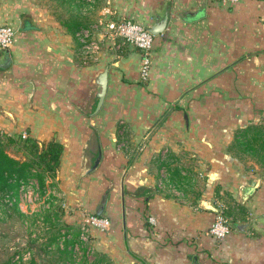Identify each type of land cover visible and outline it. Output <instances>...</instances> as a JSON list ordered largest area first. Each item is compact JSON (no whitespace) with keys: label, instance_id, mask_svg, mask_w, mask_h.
<instances>
[{"label":"crops","instance_id":"1","mask_svg":"<svg viewBox=\"0 0 264 264\" xmlns=\"http://www.w3.org/2000/svg\"><path fill=\"white\" fill-rule=\"evenodd\" d=\"M164 16L142 80L139 49L106 37L105 23ZM5 23L15 28L0 68L7 151L27 159L26 138L62 143L46 189L74 231L88 214L109 219L88 227L96 263L264 264V166L231 147L238 129L264 126V86L243 97L242 81L263 72L233 70L251 47L264 58V0H0ZM90 24L99 48L84 60L75 33ZM175 166L178 184L160 187ZM222 205L231 229L220 240L207 230Z\"/></svg>","mask_w":264,"mask_h":264},{"label":"rangeland","instance_id":"2","mask_svg":"<svg viewBox=\"0 0 264 264\" xmlns=\"http://www.w3.org/2000/svg\"><path fill=\"white\" fill-rule=\"evenodd\" d=\"M5 49L0 47V50ZM259 52H261L259 46L256 48L251 47L250 51L244 52L243 57L241 56L243 54L235 56L241 60L238 61L237 59L233 67L237 74L239 68L252 73L255 71L257 73L258 71L263 72L261 75L258 73L255 77L242 78L244 83L243 97L248 96L247 90L250 92V97H252L257 92L259 85L264 86V58H259ZM241 64L245 66L241 67ZM230 96L231 94H229V102L231 100ZM8 146L10 145L7 144L6 149ZM232 148L242 151L243 156L250 155L254 159L255 152L253 150H242L243 148H237V146ZM8 150L13 149L9 148ZM29 180L33 182L34 186L38 183L35 177H31ZM43 198L44 195H40V198L33 202L19 197L15 204L14 201L8 202L6 195L0 193V264H7L13 254L26 250H28V257L30 256V258L24 260L25 264H58L68 258V248L64 243H60L61 237L59 235H61L62 229L59 230V228H66V224L59 217L62 205L59 196L56 198L53 194L48 196L53 201L50 207L42 205ZM222 210L229 216V208L226 209L223 206ZM81 260L83 261L79 262L80 264H92L85 258Z\"/></svg>","mask_w":264,"mask_h":264},{"label":"built area","instance_id":"3","mask_svg":"<svg viewBox=\"0 0 264 264\" xmlns=\"http://www.w3.org/2000/svg\"><path fill=\"white\" fill-rule=\"evenodd\" d=\"M223 2L234 3L238 0H220ZM97 29V24H90L86 27L79 28L75 35L81 43V55L84 60H87L88 56L99 48L98 42L93 39V32ZM104 32L106 37L112 39L113 41L118 40L120 43H129L139 49L140 66H139V77L142 80L149 78V74L152 66L151 59V48L153 44V39L155 34H153L149 27L142 21L137 20L133 17H119L108 19L105 23ZM103 32V33H104ZM15 38V28L10 23H5L0 25V47L2 49L8 48L14 41ZM25 136V134H23ZM120 145L125 146L127 144L126 139L121 138ZM166 173L162 171L158 185L164 187L165 184L171 187L172 185L168 182L165 175ZM32 187V188H31ZM172 188V187H171ZM173 189V188H172ZM52 190L46 189L44 193L41 194L40 187L38 183L33 185L31 180L22 183L19 190L20 199L26 201H37L40 195H44L42 205L50 207L51 200L48 198L52 193ZM7 201L12 202L9 195H6ZM47 199V200H46ZM84 222L74 231L73 228H62L61 230V244L65 242L66 239H73V242L68 245V249L71 252V258L68 260H63L58 264H80L83 261L82 258L87 259L92 264L96 263L97 260L94 255L93 246L89 244V232L88 227L94 226L100 229L106 228L109 225V219L102 215H97L95 213L88 214L84 217ZM149 219L153 222L154 218L152 216ZM231 225L229 222V217L220 209L213 221L208 227V233L215 237L216 239H223L230 231ZM76 232L77 234L75 235ZM64 245V244H63ZM28 250L20 251L11 257V264H25L24 260L30 258L28 257ZM82 256V258H81ZM102 264V263H101ZM105 264H111L110 262Z\"/></svg>","mask_w":264,"mask_h":264},{"label":"trees","instance_id":"4","mask_svg":"<svg viewBox=\"0 0 264 264\" xmlns=\"http://www.w3.org/2000/svg\"><path fill=\"white\" fill-rule=\"evenodd\" d=\"M13 141L15 138L0 130V193L8 194L16 204L21 184L27 182L31 177L37 179L40 190L44 193L46 176L55 174L63 145L57 140H50L40 146L35 140L26 138L23 140V146L34 153L30 158L20 159L11 155L6 149L7 144ZM233 146L243 148L242 150H253L257 160L264 166V126L248 125L238 129L231 147ZM173 169V173L172 171L169 173L168 181L178 184L174 177L179 176V167L175 166ZM66 228L71 227L66 226ZM61 229L62 227L59 228V230ZM72 242L73 239H66L64 244L68 248ZM67 251L68 258L64 260L71 258L70 250ZM7 264H11L10 260Z\"/></svg>","mask_w":264,"mask_h":264},{"label":"water","instance_id":"5","mask_svg":"<svg viewBox=\"0 0 264 264\" xmlns=\"http://www.w3.org/2000/svg\"><path fill=\"white\" fill-rule=\"evenodd\" d=\"M165 22H166V16L158 20L154 25L150 26L149 30L153 34H158L163 30L165 26ZM3 53H4L3 56L0 58V67H6L10 62L8 49H5ZM98 84H99V89L97 91V96H98L97 108L101 105L104 98V94L107 86V69H105L99 75Z\"/></svg>","mask_w":264,"mask_h":264}]
</instances>
